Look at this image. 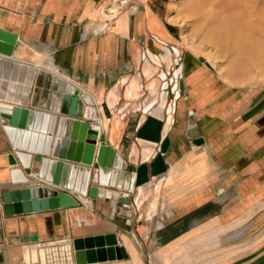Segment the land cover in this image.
Wrapping results in <instances>:
<instances>
[{
  "label": "crops",
  "instance_id": "obj_1",
  "mask_svg": "<svg viewBox=\"0 0 264 264\" xmlns=\"http://www.w3.org/2000/svg\"><path fill=\"white\" fill-rule=\"evenodd\" d=\"M104 1L0 0V28L18 35L14 54L0 53V101L7 105L0 107L54 114L65 86L77 87L89 99L82 119L132 168L121 183L135 175L134 192L108 188L91 199L70 191L79 206L7 215L4 190L46 182L36 174L27 184L14 181L18 166L9 164L11 149L0 135L3 264H77L74 239L112 233L127 257L86 264H264V80L233 83L189 49L186 96L167 120L158 100L161 68L142 58L144 47L161 52L158 40L179 42L166 0L121 9L115 32L105 29ZM31 67L27 96L11 95L9 85L21 86ZM31 235L38 242L24 241ZM34 244L38 257L27 259Z\"/></svg>",
  "mask_w": 264,
  "mask_h": 264
},
{
  "label": "water",
  "instance_id": "obj_2",
  "mask_svg": "<svg viewBox=\"0 0 264 264\" xmlns=\"http://www.w3.org/2000/svg\"><path fill=\"white\" fill-rule=\"evenodd\" d=\"M17 42L16 33L0 28L1 54L12 56ZM84 101L89 99H82L77 87L67 85L54 114L23 105L7 109L0 107V117L5 120L0 127V135L11 149L7 155L8 162L11 166H18L13 170L14 181L27 184L36 174V178L46 182L4 190L1 200L5 214L79 206V199L70 191L91 199H97L108 188L134 192L135 175L128 183H121V178L132 168L114 147L106 143L97 126H93L90 120L82 119ZM55 133L57 137L54 140ZM46 184H53L58 189ZM43 192L47 195L43 196ZM121 202L129 203V199L122 198ZM38 240V235L24 237L26 243ZM73 244L77 264L127 257L113 233L77 238ZM3 262L4 256L0 254V264Z\"/></svg>",
  "mask_w": 264,
  "mask_h": 264
},
{
  "label": "rangeland",
  "instance_id": "obj_3",
  "mask_svg": "<svg viewBox=\"0 0 264 264\" xmlns=\"http://www.w3.org/2000/svg\"><path fill=\"white\" fill-rule=\"evenodd\" d=\"M164 14L178 29L176 45L164 42L169 48L177 47L183 60L177 84L185 79L189 49L205 56L217 73L233 83L264 80V0H166ZM150 54L153 57L155 53ZM166 67L165 62L164 72ZM167 78L170 89L175 79L171 82ZM184 96L176 100V110ZM171 98V92L159 93L158 100L167 106Z\"/></svg>",
  "mask_w": 264,
  "mask_h": 264
},
{
  "label": "built area",
  "instance_id": "obj_4",
  "mask_svg": "<svg viewBox=\"0 0 264 264\" xmlns=\"http://www.w3.org/2000/svg\"><path fill=\"white\" fill-rule=\"evenodd\" d=\"M144 0H105L102 4V11L105 15L106 25L105 29L110 32H115L112 30L113 27L116 26V20L118 17V13L121 9H125L132 5L133 3H142ZM116 8H113V7ZM162 44V50L160 53H155L150 57L149 49L144 47L142 51V58L143 60L149 61L151 59L152 62H155L161 68L160 73L158 74L161 80V94L166 93V95L172 93V98L169 104L166 107V117L167 120L173 117L175 110H176V100H178L182 94L183 90L180 84L178 83V79L182 74L183 70V60L179 53L177 47L169 48L164 42L158 40ZM164 53L166 55H170L171 61L168 67H166V71L164 72L163 66L165 64ZM167 76L169 77L170 81L173 82L175 79V83L171 85L169 89V81ZM148 106L143 108L144 112L150 110L149 103ZM3 122L5 120L2 119ZM119 245L122 247L124 245L123 242H119Z\"/></svg>",
  "mask_w": 264,
  "mask_h": 264
},
{
  "label": "bare ground",
  "instance_id": "obj_5",
  "mask_svg": "<svg viewBox=\"0 0 264 264\" xmlns=\"http://www.w3.org/2000/svg\"><path fill=\"white\" fill-rule=\"evenodd\" d=\"M113 8H116L115 6L113 7ZM115 28L117 29V26H115ZM112 30H113V28H112ZM184 38V37H183ZM185 39V38H184ZM186 40V39H185ZM188 40V39H187ZM189 41V40H188ZM191 44V43H190ZM35 67V66H34ZM34 67H31V70H30V76H27V75H25V76H23L22 77V84H21V86H19L18 85V83H15V82H12L10 85H9V87H8V91L11 93V95H12V92L13 93H17V92H19V94H24V95H26L27 96V94H28V92H29V86H25L24 84H23V82H26V81H31V75H32V73L34 72ZM37 70V69H36ZM31 90V89H30ZM0 106H2V107H4V106H7V105H5V103L4 102H1L0 101ZM8 107H10V106H8ZM38 246H39V244H34L31 248H27L26 249V252H25V254H26V257H27V259H30V258H32V257H34V259H37V257H38V254H39V250H38ZM66 249L68 250V251H70V248H69V242H67V245H66ZM42 255L44 256L45 255V252L44 251H42Z\"/></svg>",
  "mask_w": 264,
  "mask_h": 264
}]
</instances>
